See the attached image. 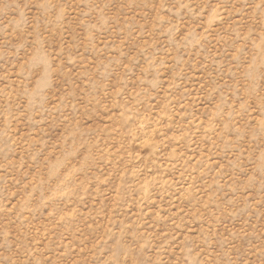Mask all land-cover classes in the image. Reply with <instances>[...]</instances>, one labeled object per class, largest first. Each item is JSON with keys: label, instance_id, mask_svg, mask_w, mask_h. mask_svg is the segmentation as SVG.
Segmentation results:
<instances>
[{"label": "rangeland", "instance_id": "374dc122", "mask_svg": "<svg viewBox=\"0 0 264 264\" xmlns=\"http://www.w3.org/2000/svg\"><path fill=\"white\" fill-rule=\"evenodd\" d=\"M0 264H264V0H0Z\"/></svg>", "mask_w": 264, "mask_h": 264}]
</instances>
